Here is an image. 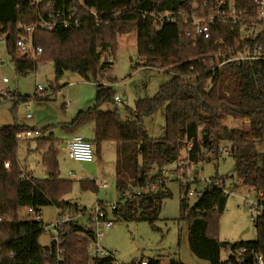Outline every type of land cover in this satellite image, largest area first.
<instances>
[{
	"label": "trees",
	"instance_id": "1",
	"mask_svg": "<svg viewBox=\"0 0 264 264\" xmlns=\"http://www.w3.org/2000/svg\"><path fill=\"white\" fill-rule=\"evenodd\" d=\"M191 1L38 0L35 3L0 0V36L5 37V50L16 74L24 75L34 71L39 63L51 62L56 81L65 71L95 81L94 105L78 111L70 122L58 125L72 134L92 123V137L88 140L96 149L103 141L114 142V185L119 198L110 215L115 220L145 221L155 229L162 200L171 195L163 172L168 164L180 159L181 150L189 143L192 144L188 152L189 165L218 159L219 147L227 146L237 177L248 188L261 191L264 197V167L258 165L257 148H264V60L219 63L221 58L214 54L228 55L229 52L216 40L222 37L226 44H232L234 37L226 36L225 27L213 30L211 38L199 37L193 41L187 36ZM232 1L242 11H252L255 5V0ZM57 9H63L65 18L73 13L72 19L78 21V26L56 25L53 30L36 27L32 40L41 52L35 59L22 55L15 42L26 34L23 27ZM91 10L96 12L98 25ZM144 12L168 13L175 21H163L156 28L152 17L143 16ZM131 30L136 31L140 66L166 68L173 75L158 86L152 97L135 100L132 108H126L127 118L122 119L110 85L115 81L112 61H106L103 54H113L117 36ZM59 89L60 85L55 84L48 90H37L32 98L47 100ZM9 98L14 110L19 101L29 96L20 98L8 92L0 95V103ZM107 103L114 108L101 110ZM158 106L164 107L165 135L154 138L146 133L143 117ZM229 119L240 124L229 126ZM53 126H44L40 131H48ZM26 130L27 127L17 123L0 126V264H112V256L90 261L87 246L94 238V222L90 217L86 223L71 219L58 226L62 260L57 258L58 249L53 244L42 247L38 243L44 230L42 223L24 218L20 211L29 206L40 212L44 206H54L59 210L58 217L69 214L72 206L63 197L72 183L58 176L52 136L36 138L35 149L41 151L45 178H35L19 165L16 134ZM5 162L8 167L4 166ZM153 169L155 172L151 173ZM210 179L223 181L224 177ZM80 186L82 190L97 188L94 180L80 181ZM226 198L227 193L221 188L208 184L192 205L188 203L187 189L178 199L179 218L187 222L189 250L209 264H226V260L221 259L223 248L234 251L244 247L246 252L264 253V210L253 221L254 240L229 243L218 239V220L225 209ZM97 203L104 205L101 201ZM79 211V214L88 212L84 207ZM228 260L232 261V256ZM150 263L160 262L151 259ZM169 264L182 263L171 259ZM231 264L240 263L232 261Z\"/></svg>",
	"mask_w": 264,
	"mask_h": 264
},
{
	"label": "rangeland",
	"instance_id": "2",
	"mask_svg": "<svg viewBox=\"0 0 264 264\" xmlns=\"http://www.w3.org/2000/svg\"><path fill=\"white\" fill-rule=\"evenodd\" d=\"M135 37V30L118 35L114 53L103 54L104 59L112 58V75L115 81L110 85L120 98L119 101L115 100V105L122 119L127 118L126 108H132L135 100L152 97L158 86L168 81L173 75L166 68L140 66L141 59L136 53ZM0 46L2 95L14 92L20 98L29 96V99L19 101L14 110L10 98L0 103V126L17 123L32 132L35 130L40 132L39 135L33 133L31 137L19 139L17 149L19 165L35 178L47 176L40 162L41 151L35 149L36 138L49 136L55 138L54 151L58 164V176L71 180L72 183L70 191L63 197L71 204L72 210L63 216L86 223L89 213L79 214V208L84 207L86 211H90L98 201L109 205L119 198V192L114 185V142L103 141L98 149L92 144L93 160L91 162L74 161L68 157L66 143L75 134L87 140L91 139L93 125L88 123L71 134L63 131L58 124L70 122L78 111L86 110L94 105L95 81L92 78L85 80L70 71H65L56 81L51 62L40 63L34 71L24 75L16 74L1 42ZM55 84H59L60 89L51 93L47 100L32 98L38 89L48 90ZM113 108L111 103L100 107L101 110ZM27 113H31L32 116L26 117ZM239 124V121L231 119L227 121L229 126ZM47 125L54 126L48 131L41 132L40 128ZM143 126L150 137H163L165 135L164 107L158 106L151 114L143 117ZM257 148L258 165L264 167V148L261 146ZM185 154L186 151L183 148L179 161L184 160ZM176 167L178 171L175 170ZM70 172H73V176H70ZM154 172L155 169L151 171V173ZM163 174L165 185L171 195L162 200L158 219L154 222L155 229L145 221L115 219H112V226L109 228L104 227L103 224L92 225L94 235L97 233L96 239L99 245L113 252L114 258L123 264L136 258L158 259L160 264H168L171 259H177L182 264H209L207 260L197 258L189 250L187 222L179 218L178 199L187 189L188 203L192 205L210 178L214 176L224 177L223 185L227 193L225 209L218 220V239L229 243L255 239L253 221L247 207L244 206V201L245 199L254 200L257 194L254 190H249L237 177L232 156L221 155L218 159L206 163L180 167L178 161L172 162L165 167ZM79 177L84 178L86 182L93 179L96 190H82L78 181ZM74 208L77 211H74ZM40 212L44 230L38 237V243L42 247H49L52 235L45 225L56 222L59 210L54 206H44ZM20 214L25 215V211H20ZM228 255L227 248L221 249V257Z\"/></svg>",
	"mask_w": 264,
	"mask_h": 264
},
{
	"label": "built area",
	"instance_id": "3",
	"mask_svg": "<svg viewBox=\"0 0 264 264\" xmlns=\"http://www.w3.org/2000/svg\"><path fill=\"white\" fill-rule=\"evenodd\" d=\"M34 2L37 3L38 0ZM190 3V13L188 14L190 30L186 32V35L192 37L193 41H196L199 37L204 39L211 38L213 30H218L223 27L228 29V35L226 36L234 37L232 44H226L222 37H219L216 40L217 43L221 44L225 48L226 53L229 52L228 55H224L219 52L214 54L216 58H221L219 63L230 61L264 60V0H255V5L252 11H242L241 9H238L232 0H192ZM90 13L94 18L95 24L98 25L100 21L97 19L95 10H91ZM146 14L152 17L156 28H158L163 21H175V18L168 13L144 12L143 16ZM67 17L68 18L64 17L63 9H57L53 14H49L47 17L39 16L35 23L24 26L23 30L26 34L18 37L15 42L18 51L22 55L30 56L35 59L41 52V48L39 46H34L33 44L31 35L33 30L36 27L53 30L56 25H61L64 28L78 26V21L76 19H72L73 13L68 14ZM0 42L3 44L5 49L4 36H0ZM106 61L111 62L112 58L106 59ZM3 81L5 82L6 80L3 78ZM2 93L3 91H0V95H2ZM114 100L119 101V96L115 94ZM31 116V113L26 114V117ZM33 133L36 135L40 134L37 130L32 132L28 129L24 132H18L16 137L18 139L28 138L31 137ZM191 145L192 144L189 143L184 148L186 151L185 158L184 160H178L179 166L188 165V152ZM66 146L68 157L72 160L78 162H91L93 160L92 144L86 138L77 134L72 135L66 143ZM219 150L221 155H227L229 152V148L227 146H221L219 147ZM4 166L8 167V162H5ZM70 176H73V172H70ZM78 181H84V178L79 177ZM208 184H213V186L221 188V190L226 193L222 180L212 181L210 179ZM103 186H105V184H103ZM249 190H252V188H249ZM255 192L257 196L254 200L245 199L244 201V206L247 207L252 221H254L257 216L261 215L264 210V197L262 192ZM114 206V203L109 205L104 203L103 206L97 203L93 209L88 211L89 217L93 220L95 225L103 224L104 227L109 228L112 226L113 218L110 213L111 210L114 209ZM24 211V218L42 223L41 212L29 206L24 208ZM68 220H70L68 217L61 216L58 217L56 222H50L45 225L48 227L49 232L52 235L50 244H53L56 249L59 248V244L61 243V238L58 235V226ZM96 238L97 233L94 235V238L90 240L87 246L91 262L97 257L112 256V264H123L121 261L114 258L113 252H110L100 246ZM57 252V258L62 260L59 256L61 254V250L58 249ZM229 256H232V261L240 264L244 261L246 264H264V253L246 252V248L244 247L238 248L234 251H229V255L227 257H221V259L226 260V264H231L232 261L228 260ZM150 262L151 259L136 258L127 264H151Z\"/></svg>",
	"mask_w": 264,
	"mask_h": 264
},
{
	"label": "crops",
	"instance_id": "4",
	"mask_svg": "<svg viewBox=\"0 0 264 264\" xmlns=\"http://www.w3.org/2000/svg\"><path fill=\"white\" fill-rule=\"evenodd\" d=\"M115 201H116V200H115ZM115 201H114V202H115Z\"/></svg>",
	"mask_w": 264,
	"mask_h": 264
},
{
	"label": "water",
	"instance_id": "5",
	"mask_svg": "<svg viewBox=\"0 0 264 264\" xmlns=\"http://www.w3.org/2000/svg\"><path fill=\"white\" fill-rule=\"evenodd\" d=\"M246 229H248V228H246Z\"/></svg>",
	"mask_w": 264,
	"mask_h": 264
}]
</instances>
